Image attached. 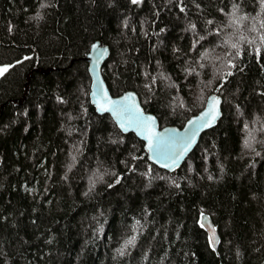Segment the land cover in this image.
I'll return each mask as SVG.
<instances>
[{
    "label": "trees",
    "instance_id": "16d2710c",
    "mask_svg": "<svg viewBox=\"0 0 264 264\" xmlns=\"http://www.w3.org/2000/svg\"><path fill=\"white\" fill-rule=\"evenodd\" d=\"M95 40L110 93L161 125L222 97L174 171L90 103ZM0 64V264H261V0H0Z\"/></svg>",
    "mask_w": 264,
    "mask_h": 264
},
{
    "label": "water",
    "instance_id": "95a60500",
    "mask_svg": "<svg viewBox=\"0 0 264 264\" xmlns=\"http://www.w3.org/2000/svg\"><path fill=\"white\" fill-rule=\"evenodd\" d=\"M93 45H96V47L93 48ZM107 56L108 46L101 44V42L98 40H95L90 44L89 50L84 56V59L88 62L87 68L90 76L88 92L90 103L94 106L95 111L98 114H109L117 128L122 133H133L137 138H139L143 142V148L146 152L147 159L151 163L167 171H174L175 169L180 167L185 158L194 149L200 135L204 131L213 128L221 118L222 97L217 92L210 93L207 96L202 108L195 114L189 116L181 126H177L174 124L161 125L154 113L144 110L140 99L134 90L127 89L116 95L110 93L102 75V66ZM129 95L131 98L125 101L123 98ZM210 98H215L219 101L218 105L216 106L218 115H216L215 120L211 122L209 127H198L196 124L190 125V120L202 122L204 120L211 119L209 116L204 115L209 111ZM125 107L129 109L138 108L142 117H152L153 119L151 122L144 125L131 122L132 116L129 111L125 110ZM193 132H195V135L192 139L191 146L176 162V164L173 165L172 160L168 159V156L170 155L169 150L173 149V144L171 142L172 139L174 138L175 140H183L187 137L192 136ZM152 134H155L154 136H152L154 145L156 144V137L160 138L158 148V151L160 153L159 157H157L154 154L153 150H150L149 148V137ZM173 150L178 151V146ZM165 164H167L168 166L165 167ZM200 224L203 225V228H205V230L207 231L209 240L210 237H212L213 235L215 236L217 242L215 244H212V246L216 247L218 243V233L216 227L212 224L211 219L207 213L204 212L200 215ZM261 264H264V259Z\"/></svg>",
    "mask_w": 264,
    "mask_h": 264
},
{
    "label": "snow or ice",
    "instance_id": "6c2138e0",
    "mask_svg": "<svg viewBox=\"0 0 264 264\" xmlns=\"http://www.w3.org/2000/svg\"><path fill=\"white\" fill-rule=\"evenodd\" d=\"M139 0H132V3H138ZM262 3H264V0H261ZM41 7H45L44 4H41ZM183 11V9H181ZM37 18H39V13H37ZM209 23H211V21H209ZM125 26H127L126 22H125ZM194 27V26H193ZM11 30V29H10ZM96 45H93V48H95ZM233 48L236 47L235 44L232 45ZM102 55V53H101ZM237 55H239V53H237ZM25 59H29L28 57H25ZM234 66V65H233ZM8 70L7 67H0V75H3L6 71ZM231 74V73H229ZM106 95V94H105ZM130 95L129 96H125L123 99L126 101L128 99H130ZM119 103V102H118ZM219 101L216 100L215 98H210V102H209V111L206 112L204 115L209 116L211 119L210 120H204L202 122H197V121H189V124H196L198 127H209L211 122H213L215 120L216 115H218V112L216 111V106L218 105ZM126 111H129L131 116H132V121L131 122H135L137 124L140 125H144L147 124L149 122L152 121V117H147L144 118L141 116L139 109L138 108H132L129 109L127 107H125ZM155 134L150 135L149 137V148L150 150H153L154 154L159 157L160 153L158 151L159 148V143H160V138L156 137V144H153V139L152 136H154ZM195 132H193L192 136L187 137L186 139L183 140H175L174 138L172 139V144H173V149L175 147L178 146L179 150L175 151L173 149H170V155L168 156V159L172 160L173 165L176 164V162L184 155V153L188 150V148L191 146V142L192 139L194 138ZM245 146L248 147L250 146L248 144V141H245ZM168 165L165 164V167H167ZM203 227V225H201ZM214 232V230H213ZM135 236H133L132 238H130L126 244H133L135 242ZM217 241L215 239V236L213 235L212 237H210V244H215Z\"/></svg>",
    "mask_w": 264,
    "mask_h": 264
},
{
    "label": "rangeland",
    "instance_id": "374dc122",
    "mask_svg": "<svg viewBox=\"0 0 264 264\" xmlns=\"http://www.w3.org/2000/svg\"><path fill=\"white\" fill-rule=\"evenodd\" d=\"M0 67H5V66H3V64H0Z\"/></svg>",
    "mask_w": 264,
    "mask_h": 264
}]
</instances>
